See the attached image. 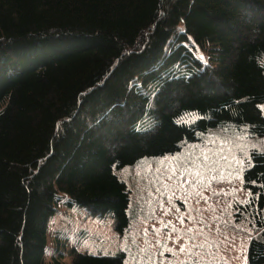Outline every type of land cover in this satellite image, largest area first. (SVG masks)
I'll return each mask as SVG.
<instances>
[{
  "label": "trees",
  "instance_id": "1",
  "mask_svg": "<svg viewBox=\"0 0 264 264\" xmlns=\"http://www.w3.org/2000/svg\"><path fill=\"white\" fill-rule=\"evenodd\" d=\"M262 65L264 0H0V264H46L59 204L123 235L120 172L216 132L256 141L236 214L253 224L249 264H264ZM72 254L126 264L124 251Z\"/></svg>",
  "mask_w": 264,
  "mask_h": 264
},
{
  "label": "rangeland",
  "instance_id": "2",
  "mask_svg": "<svg viewBox=\"0 0 264 264\" xmlns=\"http://www.w3.org/2000/svg\"><path fill=\"white\" fill-rule=\"evenodd\" d=\"M258 106L264 114V103ZM253 145L256 141L244 134L210 133L175 155L124 168L120 175L132 192L133 220L123 235L110 215L59 204L48 222L45 263L54 264L57 239L63 264L72 263V249L124 251L126 264H243V248L254 228L249 217L236 214L248 198L239 169ZM181 245L189 251L181 253Z\"/></svg>",
  "mask_w": 264,
  "mask_h": 264
},
{
  "label": "snow or ice",
  "instance_id": "3",
  "mask_svg": "<svg viewBox=\"0 0 264 264\" xmlns=\"http://www.w3.org/2000/svg\"><path fill=\"white\" fill-rule=\"evenodd\" d=\"M262 66H264V65H262ZM238 163H240L241 165H243L245 162L244 161H238ZM248 163L250 164V160L248 161ZM179 167V166H178ZM239 171L241 172V173H243V171H244V167H241L240 169H239ZM173 177L172 176H170L169 177V179H172ZM197 245H192V247H196ZM200 247H202V245H200ZM169 251H172L171 249H169ZM179 251L181 252V253H184V252H187V251H189V249H188V247L187 246H185V245H181L180 246V249H179ZM248 249H247V245H245L244 246V248H243V255H244V262H243V264H249V256H248ZM179 264H184V262H179ZM195 264H202V262L200 261V260H197L196 262H195ZM225 264H226V262H225Z\"/></svg>",
  "mask_w": 264,
  "mask_h": 264
}]
</instances>
